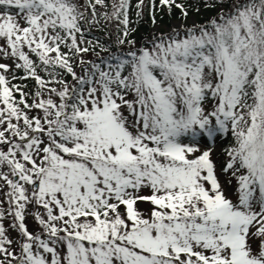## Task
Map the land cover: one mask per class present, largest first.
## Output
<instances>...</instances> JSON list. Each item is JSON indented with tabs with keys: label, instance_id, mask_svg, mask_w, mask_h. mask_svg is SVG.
I'll list each match as a JSON object with an SVG mask.
<instances>
[{
	"label": "snow or ice",
	"instance_id": "1",
	"mask_svg": "<svg viewBox=\"0 0 264 264\" xmlns=\"http://www.w3.org/2000/svg\"><path fill=\"white\" fill-rule=\"evenodd\" d=\"M0 264H264V0H0Z\"/></svg>",
	"mask_w": 264,
	"mask_h": 264
},
{
	"label": "rangeland",
	"instance_id": "2",
	"mask_svg": "<svg viewBox=\"0 0 264 264\" xmlns=\"http://www.w3.org/2000/svg\"><path fill=\"white\" fill-rule=\"evenodd\" d=\"M134 1H135V0H133V3H134ZM214 14H215V13H214V10H211V9H208V10L202 9V10H201V14H196L194 11H193V13H192V15L194 16V19L196 20V22H197L198 24L207 21L208 18H209L210 16H213ZM189 22H190V21H189ZM140 23H142V20L140 21ZM158 23L160 24L161 29H165V28L170 27L173 23H179V19L172 18L171 20L168 19V21H165V22H158ZM97 26L102 27V28L106 31V33H108V34H109L110 31H111V32H114V29H113L110 25H106V24L104 23L103 20H101L100 24L97 25ZM95 27H96V26H95ZM93 28H94V27H93ZM152 28H153V25H149L148 29H147L144 33L141 32L142 34H140V37L137 38V41L140 42V41L146 39V38L149 36V34L151 33ZM114 38H115V37H114V35H113V39H114ZM111 39H112V38H111ZM218 152H219V151H218ZM218 152H217V153H218ZM217 153H216V154H217ZM216 154L214 155L213 158H214V159L217 161V163L219 164V163L222 162L223 157H222V155L216 156ZM141 207L144 208V207H147V206H146V205H141ZM27 224H28L30 230H35L36 227H37L36 224H35V222L32 220L31 217L28 218V220H27ZM11 235H12L13 238H15V236H16L15 232H12Z\"/></svg>",
	"mask_w": 264,
	"mask_h": 264
},
{
	"label": "trees",
	"instance_id": "3",
	"mask_svg": "<svg viewBox=\"0 0 264 264\" xmlns=\"http://www.w3.org/2000/svg\"><path fill=\"white\" fill-rule=\"evenodd\" d=\"M173 17H177L178 18V13L176 16H173ZM132 20L135 21V16L134 14L132 15ZM171 17L167 16V15H164L163 17H157V20L158 21H165V20H170ZM151 24V21L149 20L148 18V15H147V11L145 12V16L142 20V23H140V21L138 23H134L133 26L136 27L137 29H140L141 27H145V28H148L149 25ZM145 25V26H144ZM92 28L90 32L87 33V36L89 39H92V40H99L102 44H104L106 46V43L108 42V39L105 38V30H101V29H94ZM223 142V141H222Z\"/></svg>",
	"mask_w": 264,
	"mask_h": 264
}]
</instances>
